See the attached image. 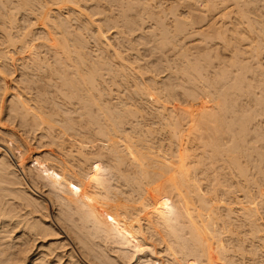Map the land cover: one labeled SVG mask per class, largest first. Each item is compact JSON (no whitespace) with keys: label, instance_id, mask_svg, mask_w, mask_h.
<instances>
[{"label":"bare ground","instance_id":"1","mask_svg":"<svg viewBox=\"0 0 264 264\" xmlns=\"http://www.w3.org/2000/svg\"><path fill=\"white\" fill-rule=\"evenodd\" d=\"M110 1L115 2L116 0H110ZM118 1H119L118 3L119 5L120 0ZM123 1L126 3L125 4L126 8L124 6L123 9H127V8L131 9L132 7L131 4L134 5L141 4L140 5L141 7L142 5L145 4L146 8L149 7L151 4L153 5V3H151L153 0H144V3H142V0L140 2L139 0H133L132 1L133 3L131 4L127 3L126 0ZM203 1H206V4L205 2L201 1L203 3V7L201 6L202 7L201 9L204 10V8L206 7V6L204 7V4L205 5L208 4L207 5L208 8L207 7L205 8V10L207 9V12L204 10L205 14H208L207 16H209L211 12L215 14L216 13L215 11L219 9L221 10L220 12L217 11V13L219 14L218 17H217L218 15L217 13H216L217 15L215 14L216 18L213 16L215 20L218 18L217 23H219L218 24L219 26H217L216 28L218 29L217 30L218 32L216 31L215 35L218 36L216 39L217 41H219L217 43H220L219 47L222 49L220 50L224 52L228 51L227 53H229L230 56L229 59L232 60L231 62L232 64L230 68L231 69L234 68L237 74L235 73L236 76H233L232 75L233 70L232 72L229 70L230 72L227 71L228 72L227 73L226 72L227 69L225 70L223 69L225 71L224 72L220 68L221 72H219L220 73V75L218 76L219 78L217 77L218 80L217 79H215L214 81L212 80L213 84L211 83L212 85L211 90H213V94L217 93L216 98H214L216 99V105H215L216 108L214 107L215 111L213 110L214 111L213 113H211L212 110L210 111V113L207 112L208 109H206L205 111L204 109L205 106L203 107L204 105L203 99L205 97L201 99V97H199L200 95L199 96L197 95L198 92L196 93L197 90L195 89L194 87L195 85L193 84L195 81L192 83L193 86L188 85L191 88L187 86L189 88L187 89L185 86L184 89L186 88L187 91L185 90L186 93L184 94L186 95L187 98L189 97L192 100L191 103L196 111H194L193 109L192 110L197 114L193 112L191 113L192 107L190 108V111L188 110H183V111L184 112L186 111L185 113L187 114L191 113L192 116H194L193 114H195V116L198 117V119H196L197 123L198 121H202L204 123V124L202 123V125L204 127L206 126L205 128L208 131L211 129L214 131L216 135L214 134L213 137H211L212 135L211 136L208 135V138L209 136L211 138H209V140L207 141H205L204 139V141L202 142V144L205 142L206 147L205 146L204 147L207 148L209 151L208 156L211 159V163H213L214 165L215 161H217L218 159H223L224 160L222 161V163L224 164L223 170L224 168L225 171L228 170V173L226 172L224 174L228 175L227 178L229 181H231L232 179L234 180L236 178L237 179L238 178L240 179L241 177L244 178V180L241 181L244 187L241 186L242 187V188L240 187L241 189L239 188V184H236L237 182L235 183V186L237 185V187L240 190H243L246 187H250L251 185L253 186V184L258 185L257 183H254V181L256 182V180H258L259 178L262 182H264V174H263L264 144H262L264 142V134L261 131V130L264 131V129H261L260 131L258 130V127L259 129L260 127L264 128V121L258 123L254 122L257 123L256 124L257 126H255L254 123H251V120L252 121L255 120L256 119L255 117L257 116H261V119L262 117L264 118V0H244V2H241V0H203ZM230 2L233 3L234 7L238 10L237 12L236 10H234V13L238 14L236 15L238 17L234 15L235 19L233 17L230 19L231 21H233L232 25L231 26L229 25V27L227 25L225 27L226 23L224 24L223 20L225 21L226 14L224 11L230 9L229 7L232 5ZM229 4L231 5L228 7ZM75 7H77L75 0H0V16H1L0 19H2L0 20V41H1L0 42V81L4 83V85L1 84L3 86H0V110L3 109L4 107L3 106L4 96L8 94L6 92L8 86L6 85L4 80V75H6L7 73L4 74V72H8L9 73L8 75H10L15 71L16 69L15 67H18V70L16 69V71L18 72L15 73H18L19 78L18 77L16 78H18L19 80H15V78L13 79L14 87L12 88V92L7 97V99H9L7 104V110L9 115L11 114L9 117H15V118L18 117L20 120L19 123L21 125L28 126L29 122H31L30 124L31 126L29 125L28 127H31L33 130H41L40 137L48 139L47 143L49 144V146L51 147L53 146L55 150L57 149L56 150L57 154H56L54 152L55 150L51 149L50 147L49 152L46 154L45 157H43L42 159L38 157L39 159L34 161L35 162L34 165H36L34 167H37L36 168L37 169L36 172L38 171L37 175L39 174V176L43 178V181L46 178L51 180V183H49L51 184V186H49V188H52L54 193L52 195L54 196L53 202H55V206H56L55 217L63 227L64 231L68 234V236H71V238L74 240L77 247L79 248L80 251H82L83 254L91 255L94 259H96V261H98L101 264H120L117 257L109 254L110 252L108 248L105 247V244L108 245L110 243L112 244L116 243L118 247L123 246L127 248L129 243H131V241L135 243L136 240L138 239L139 236H135L136 234L145 235L146 233L151 237L156 236L159 242L165 244V252L167 254V257H165L164 255V257L166 258L165 264H264V224L261 223L262 221L258 222L257 219L258 208L256 209V205L253 202L257 196H255V198L253 197L254 195L249 194L248 196V194L245 191L246 189L243 190L245 191V193L240 192L241 194H245V198H247L246 200L248 203V205H245L243 208L240 207L241 209L240 212H242L240 217H242L241 220L245 218L248 221L247 222L241 221V223L238 222L237 224L234 223L236 222L235 219L237 213L234 209L230 208V205L235 203L233 201L235 200L236 196L233 201L231 198H230L231 200L229 199L230 201L227 198L228 204H226L227 200L226 202L225 201L222 202L223 204L227 205V208L225 205L226 209L223 215L221 214L222 213L221 210L223 209H221L220 206L215 207L216 206L215 201L217 199L214 198H219L220 195L228 197V195L230 194L229 189L233 185L232 183H231L232 185H230V183L228 184L226 179L218 180L217 178H219V176L217 175L218 176L217 177L215 174L219 170H216L215 174H212L213 176H216L217 178L216 177L215 178L218 180V183L216 182L217 187L214 188L215 190L213 189L214 195L212 194L214 197V198L212 197L214 199V203L212 201V198L209 197L210 195L208 197L206 196L207 199L205 200L204 197L205 194L204 195H202V193L198 194L196 190H192V192L194 193L196 192L197 195H199L198 205L196 202L195 207L193 206L194 201L192 202V200L187 196V193L192 194L190 192L191 188L188 185H186L187 182H189V180L192 179L189 180L187 179L190 176L184 177L189 173L187 174V171H185L187 170L186 167L182 168L184 164L182 165V163L181 164L179 163L182 160H180L179 158L180 161L177 162V164L181 165L178 171L180 170V168H182V170H180L181 173L183 174L182 176L183 180L181 179L182 180L181 182L179 179L180 176L178 177V175H181L179 174L180 171L178 173V171L176 170L178 175L177 174L175 175L173 174L174 172L173 173L170 172L171 168L169 170L167 167L160 165L159 164L160 162H157L159 165L156 164L157 166H155L153 162L154 160L153 157L158 153H156L155 151V155H154L153 154L154 152H151L152 148L149 147L150 144L148 145L146 143L147 141L145 142L144 140L139 139L140 137L142 138V135L138 131H137L138 135L140 134L141 136L137 137L136 135L137 132L135 131L137 130L135 129V126L137 124L135 122L134 123L135 125H132V121H131V118L134 117V112L131 111L132 107L129 108L131 110H125L126 108H128V106L127 107L125 106L126 108L125 107L123 108V105H124V101L127 100L124 99V101L121 102L122 100H120L119 97L121 96L122 98V95L118 94V91L113 88L115 87L116 84L118 85L117 82H119L121 78L123 80V78L126 77L125 79H127L130 76L127 75L128 76L127 77L126 75H124L123 77L121 75L123 71H120L122 72L121 74L118 72L119 70L122 69H119L117 71L118 67H120L121 65L120 66L118 65L117 69L112 70L111 66L110 68L109 65L107 66L105 64L107 67L104 66V64L101 63V62L104 63V61L102 60H97L99 62H95L93 59L91 60L90 57L92 56H90V51H89L90 49L88 48L87 36L91 33L90 37L91 38L95 37L93 39V41L95 42V39H97V41L98 40L100 41V39L103 38L102 37L103 34H100L99 29L97 28L96 30L92 29L93 27L90 28L91 26L90 20L88 18L87 19L84 18L82 12L80 11L81 9ZM133 8H136V6L132 7V9ZM146 8L144 9V7H142V9L144 10H146ZM127 10H122V11L123 12L125 11L124 12L125 14ZM208 11L210 13H208ZM19 13H21L20 16H18ZM205 14H203V12L199 13V18H201ZM178 16L176 15L174 18L175 19L174 21H176V23H178L177 21L180 20V19L177 20ZM123 18L124 20L122 24L125 26L126 31L131 30L130 33H132L133 31L137 30L136 28L130 25V24L133 25V23H129L130 20L128 21L127 18L124 16ZM204 18L207 19L206 16ZM230 20L228 23L231 24ZM73 21L75 22L74 23L75 25L77 23V26L75 28H72ZM184 22L187 23L186 26ZM184 22L183 23L179 22L180 23L179 26H177V28L174 31L175 35L172 32L171 34L173 35L170 37H167L168 35L167 36L164 35L162 40H160L158 46L162 49L166 45L168 46L169 44L172 46V42L173 44H175L174 42H177L174 41L176 40V38L173 39L175 36L178 37L177 35L180 34L182 35L183 33L186 32L189 33L185 34L184 36L192 34L193 30L190 29L191 30L190 31L187 27L189 26L191 27L192 24L193 25L195 24L192 23L190 20ZM193 27L194 26H192V29ZM160 30L161 32L165 31L164 33H166V30L162 31V28H160ZM122 32L117 34L122 35ZM219 39L221 40V42ZM241 42H243L244 44L242 43L243 44L242 45ZM95 43L97 44V42ZM103 44L102 46H104ZM106 44L105 46H107ZM216 45L215 47L219 48L218 44ZM9 46H11L14 49L11 48L12 50H10L8 48ZM174 46L175 45H173L172 47ZM100 47H101V43H100ZM103 48H107V47H103ZM215 51L217 52L218 50ZM101 54L102 52L100 53V55ZM214 54L217 56L219 55V53L218 54L214 53ZM113 55H116L114 59L118 58L117 55L119 56L118 53H114ZM120 57L121 55L119 56L118 60L121 63H124L122 62L123 60L121 61ZM89 60L93 62L90 63ZM247 60H249L248 62L249 65L245 63V61L247 62ZM250 60L253 61V66L256 64L257 66L256 68L259 69V71H257L259 75H256L258 74L256 72L257 70L256 68H255L256 70L254 69L255 71L251 70L250 64L252 63H250ZM94 62L97 64L96 65L92 64ZM135 62L136 61L131 63L127 62V63L132 66V64ZM190 63L189 65L187 64L189 66V67L187 66V68H189L191 72L188 73L187 72L188 69H187V71L185 70L186 72H182L184 75L187 73H188L187 75L192 74V72L194 74V72L197 71L198 67H196L195 69L194 67L190 66ZM123 65L124 64H122V66ZM130 65L127 66H129V69H132L130 68ZM122 66L120 68H122ZM127 72L131 73L132 71H127ZM255 72L256 74H254ZM40 73L48 74V76H46L48 77L46 78L47 80L46 79L44 80V78H42L43 81L46 82V85L48 84L47 86L50 87V88L48 87L49 89H47V87H45L46 85L44 84L43 86L45 87V90L49 91L50 89H52V91L54 90V92L53 93L51 91L50 93L42 92L40 91V89L39 90L36 89L35 90L36 93H34L36 94L35 96L36 98H35L31 91H33V85L36 86L35 84H38L37 83L38 80L36 79L39 76H40L39 80L41 79ZM228 75L230 76L232 75L233 77L231 76L230 79V76ZM106 76L108 77L112 76L111 77L112 79L106 78ZM116 77H119L120 79L117 78L119 80L116 81L115 80ZM200 77L202 79L203 76ZM140 78H142V76ZM125 79L123 80L124 82ZM150 80L152 81V79ZM252 82L256 83V85L253 84ZM107 83H109L110 85L108 86ZM206 83L204 84L206 85ZM208 83H210V81ZM138 85L136 88H138ZM133 86H136V84ZM165 88H169V87L164 86V89ZM209 88H211V86ZM153 89L155 90L154 85H153ZM206 89H208V87H206ZM255 89L256 90L258 89V93L257 92L255 93L254 91ZM45 90L43 88V91ZM168 90H167V94H168ZM214 90H217V92L216 91L214 92ZM24 91H26L25 94L23 93ZM146 92L148 91L145 90V93L144 92L143 93L146 94L147 98L148 97L150 99L153 98V100L159 105L157 100L159 98V102H161L160 97L159 96L155 97L156 96L155 94H153V97H150L152 96L151 95L152 90L150 93H146ZM51 93L52 96L51 98H49L48 95H50ZM144 94L143 96H145ZM208 94L209 92L207 93V96H209ZM118 95L120 96L118 97ZM242 96L246 97V99H248L249 97V100L246 101L244 100L246 102L244 109H242L243 107L241 108L243 104L242 105L240 104L241 106L239 108L241 110H239V112L241 111L242 114L244 112L245 117L240 113L241 116L239 119L241 120H239L237 119V117H239V113L236 110L237 108L236 106L238 103V99ZM167 98L163 100V102L167 103L166 101ZM154 101L153 103H155ZM249 103H252L253 106L251 105L250 107ZM234 109L236 112L234 111ZM158 113L157 116H159ZM165 113L168 112H164V114ZM170 113H172V111ZM185 113L183 114L185 115ZM228 114H230L229 116H232V114L233 115L237 114L238 116L235 115L236 117L234 116L233 121L229 123L227 122ZM177 115L179 116L180 114L178 113ZM160 117L162 116L160 115ZM257 119L260 118L258 117ZM163 120L165 119L163 118ZM166 123L163 124L166 125ZM173 123H175V121ZM249 123L253 124L257 128V130H252V132L254 131L255 133L254 134L255 137L254 138L251 137L255 140L254 142L255 144L252 145H250L251 143L249 141L245 140V137L247 135V132L245 131H247L246 129L248 127L246 124ZM127 124H130L128 128L125 127ZM160 125L162 124L160 123ZM167 126L168 125H166V127ZM192 126H194V123L193 125H191V128L195 127ZM236 127L240 131V132L238 131V133H243V135L235 133ZM249 127H251L250 124ZM255 127L253 129H255ZM191 128L187 129V132L188 130H190L189 131L190 134L192 133ZM174 129L177 130L178 128L177 127L172 128L171 131ZM195 129H193L194 133L196 132ZM249 129L250 128H248V130ZM152 131L154 132V130ZM177 132H178L177 135H179L180 134L179 130ZM149 133L152 134L151 131ZM149 133L146 134L150 135ZM172 133H174V131L171 132V134ZM210 133L213 132L210 131ZM244 133H246L245 136ZM171 134H169V137H173V136L175 137V133L174 135L172 134L173 136H171ZM186 134L188 135V133ZM223 134L228 135V137L224 138ZM16 142L17 145H19L20 147L23 146L26 147V145H23L22 141L19 142L17 140L15 141L14 144H16ZM246 142L250 143L247 144L249 145V147H251V149L246 146ZM257 143L258 146L253 148L252 146L257 145ZM14 144L13 146H16ZM172 144L173 143H170V146ZM19 146L17 147L19 148L20 151L21 148ZM1 147H0V185L3 184L2 191H4V193L5 191H7L8 195L9 193H11L10 198L12 196V198L19 200L22 203L21 205L25 207V209L26 208L28 209V215L31 216L27 221L28 223L23 225V228L25 232H27V234L25 233L21 234L22 243L14 244L13 246L3 244L4 246L2 247L1 244L2 242H0V264H19V262L23 261L24 258L25 250H23L24 248L22 249V246L24 244H29L30 241L35 237L46 239L47 237H55L56 234L58 233L56 232L57 231L56 227L50 220L48 222L45 221V219L47 220L49 216L47 215L46 212L47 210H46L45 201L41 200L40 197H38L31 190V188L27 186V184L24 181L25 179L23 180V178L19 175V171L23 172L25 169L27 170L26 168L27 166L23 158L21 157L22 155L21 153L22 151H24V148L23 150L21 149V153L19 152L20 154L18 157H16L17 159L15 161H11L10 160L11 157L9 158L7 154L11 152L14 153L12 147H8L7 145H2ZM169 151H170V147H169ZM205 153L208 154V152ZM188 154L186 155L188 156ZM163 156L164 155H162V158ZM176 156H174V158H176ZM185 156L184 159L187 158ZM208 156H206L205 158H207ZM180 157H182L183 159V156L180 155ZM243 158H246L248 163L251 162L252 165L251 164L250 165L252 169L255 170L253 171L252 169H250L251 167H249V169L255 173L257 172V174L260 177L257 175L256 177L258 178L255 177L256 179L253 178L254 179L253 180L251 177L247 176L245 171L246 169L241 167V160ZM185 160L187 161L188 158ZM155 161H159V160L155 159ZM160 161H165V159L163 158V160ZM218 162L220 161L218 160ZM257 164L260 165L262 164V165L261 167H259ZM171 165L174 167L175 163L174 165L173 164ZM199 165H201V162ZM218 168L216 167V169ZM188 171H190V169ZM174 175L176 176V178L174 177ZM194 182H192V184ZM194 186H197L196 183H194ZM235 186L232 187L234 188ZM180 187H185L186 190H184L185 188L182 189ZM179 188L181 189V191L182 190L185 191L183 192L184 194L180 193ZM257 189H256L257 191L256 194L260 196V200H263V198L261 199V197L264 196V192L259 188ZM210 190L208 193L212 192ZM220 190H223L225 192H221ZM233 191L231 192L233 193ZM218 192H220V194ZM217 193L219 196H217ZM4 195H6V193ZM208 198L211 199V202L215 206L214 205L212 206L211 202L210 204L209 201L207 202ZM171 199L175 200L174 203L172 202L173 200L170 201ZM221 200L220 202L218 200L217 201L221 203ZM247 203L245 201V204ZM262 204H260L261 208L263 206ZM0 205L2 206V207L0 206L1 209L0 217H2L4 215L2 212L3 205H6L5 207H7V204L4 203L2 205L0 202ZM72 205L74 206L72 207ZM218 205L219 204H217V206ZM234 206H237V204ZM74 211L75 213L77 212L76 214L78 215V219L76 220L73 218V215L75 214ZM72 212L74 214H72ZM116 224L118 225L121 224V227H118ZM7 233L8 232H6L5 234ZM0 235H1L0 240L3 239L5 240L6 236L4 235V232H0ZM64 243L61 240H49L47 242H43L41 246L42 249L40 248L41 250L36 253L35 257L29 262V264H53L54 262H51L49 260L50 255L55 250L62 249L65 246ZM140 244L137 243V246ZM118 251H121L122 253L120 254L124 255V257L128 256V254H126L127 253L126 249L118 248ZM118 251L115 253L117 254ZM70 252H69V257L71 259V262L68 264H81V261H79L77 257L75 258V255ZM55 255L56 257H59L57 256V254L54 253V256ZM117 256L120 255L118 254Z\"/></svg>","mask_w":264,"mask_h":264},{"label":"rangeland","instance_id":"2","mask_svg":"<svg viewBox=\"0 0 264 264\" xmlns=\"http://www.w3.org/2000/svg\"><path fill=\"white\" fill-rule=\"evenodd\" d=\"M78 1V2H77ZM118 0H116L115 2H113V1H110V0H75V2H76V4H77V7H75V8H79V9H81L80 11L82 12V14H83V17L84 18H88L89 20H90V28H92V29H95L96 30V28L97 29H99V32H100V34H103V38H101L100 39V41L98 40L97 41V39H95V42H97V44L93 41V39L95 38V37H90V34L87 36V42H88V48L90 49L89 51H90V56H92V57H90L91 58V60L93 59L95 62H99V61H97V60H102V61H104V63L103 62H101L102 64H104V66H108L109 65V68H110V66L112 67V70H115V69H117V66L119 65H121L122 66V64H124L123 66H122V68H120V67H118V69H117V71L119 70V69H122V70H119L118 72L121 74L122 72H120V71H123V73L121 74L123 77H124V75H128V76H130V77H128L127 79H125V78H123V80L125 79V82L122 80V78L120 79L119 77H116L115 78V80L116 81H118L119 79H120V81L119 82H117L118 83V85L116 84L115 85V87H117V88H115V87H113L114 89H116L117 91H118V94H121L122 95V98H121V96L120 95H118V97H119V99L120 100H122L121 102H123L124 101V99L125 100H127V101H124V105H123V103H122V105H123V108L126 106H128V108H126L125 110H131V111H133L134 112V117L133 118H131V121H132V125H135L134 123L136 122V126H135V129H137V130H135L136 132L138 131L141 135H142V138L140 137L141 135L139 134L138 135V132L136 133V135H137V137L139 136L140 138L139 139H142V140H144L148 145H149V147L150 148H152L151 149V152H154L153 154L155 155V151H156V153H158V154H156L153 158H154V160H153V162H154V164H155V166H157V165H163V166H165V167H167L169 170H170V168H171V171L170 172H174L173 174H177L178 175V173H179V171L180 170H182V168L184 167H186V169L187 170H185V171H187V174L188 175H185L184 177H189V178H187L188 180L189 179H192V180H189V182H187V184L186 185H188L190 188H191V193L192 194H190V193H187V196L192 200V202H193V206L195 207V205H196V202H197V205H198V196L199 195H197V193L198 194H201L202 193V195H204L205 194V200L207 199V197L209 196V197H213V195H214V188H216L217 187V183H218V180H223V179H226V181L228 182V184L230 183V185H232V186H235V183L236 184H239V188L241 187V186H243V183L241 182V181H243L244 180V178H236V179H232L231 181H229L228 180V178H227V174H224V173H228V170H226L225 171V168H224V170H223V163H222V161H224L223 159H218L220 162H218V160L217 161H215L214 162V165H213V163H211V159H210V157L208 156L209 155V151H208V149L207 148H205L206 146H205V142L202 144V142L204 141V139H205V141H207V140H209V138H211V137H213L214 136V131L211 129V130H207L203 125H202V121H198V123H197V120L196 119H198V117L197 116H195V114H197L196 112H194V111H196L195 110V108H193L194 106L192 105V100L188 97H186V95L184 94V93H186V91H187V89H189V88H191L190 86L192 85L193 86V84L195 85L194 87H195V89L197 90L196 91V93H197V95L199 96V97H201V99L203 98V97H205L203 100H204V105H203V107H204V109H205V111H206V109H208L207 110V112H209L210 113V111H211V113H213L214 111H215V108H216V99H214V98H216V94H213V90H211L212 89V85H211V83L213 84V81L215 80V79H217V77L220 75V73L219 72H221V70H220V68L223 70H225V69H227L226 70V72L228 71V72H232V70H233V76H236V74H237V72L234 70V68L233 69H231L230 67H231V62H232V60H230L229 58H230V56H229V53H227L228 51H221L222 49L219 47L220 45V43H217V42H219V41H217V37L218 36H216L215 34V32L218 30V29H216L217 28V26H219L218 24L219 23H217V21H218V18L215 20V18H216V15L218 14L217 13V11H221L220 9L219 10H217V11H215L214 13L216 14H213L212 12L210 13L209 11H208V13H210L209 14V16H207L208 14H205V11L207 12V9L205 10V8L207 7V5H205L206 4V1H203V0H153L151 3H153V5L151 4L149 7H145V4L144 5H142V7H144V9L146 8V10H144V9H142V7L139 5H134V4H131V3H133L132 1L133 0H126V2L127 3H130L131 5H132V7H134V6H136V8H133L132 9V7H131V9H123L124 8V6H125V8H126V3L123 1V0H120V4H121V6H120V4L118 5V3H119V1L117 2ZM131 1V2H130ZM141 0H139V2H140ZM156 1V2H155ZM205 2V4H204V10L203 9H201L202 7H203V3L202 2ZM147 2V1H146ZM158 2V3H157ZM241 2H244V0H241ZM142 3H144V0H142ZM157 3V4H156ZM231 3V2H230ZM136 4V3H135ZM210 4V3H209ZM232 4V5H231ZM231 4H229L228 5V7L230 8L229 10L227 9V10H225L224 12H225V14H226V17H225V21L223 20V22H224V24H225V27L228 25V27H229V25L231 26L232 25V22L233 21H231L230 19L233 17L234 19H235V16L236 15H238V14H236V13H234V10H236V12L238 11L235 7H234V5H233V3H231ZM157 6V7H156ZM202 6V7H201ZM116 7V8H115ZM141 7V8H140ZM244 7V6H243ZM51 8H52V6H51ZM121 8H122V10H127L126 11V13L124 14V12L121 10ZM208 8V7H207ZM129 10H131V11H129ZM133 10V11H132ZM148 10V11H147ZM122 11V12H121ZM129 11V12H128ZM197 11V12H196ZM211 11V10H210ZM101 12V13H100ZM178 12V13H177ZM191 12V13H190ZM203 12V14H205L204 16H202L203 18L206 16L207 17V19L206 18H199V13H202ZM231 12V13H230ZM177 13V14H176ZM228 13H230V14H228ZM233 13V14H232ZM20 14L21 13H19L18 14V16H20ZM178 16L179 14H181V15H179L178 16V18H177V20L178 19H180L181 21H191L192 23H194L195 25H193L192 24V26H194L193 27V29H192V26L190 27L189 25H187V26H189V27H187L189 30L191 29V30H193V33L192 34H189V35H186V36H184L185 34H188L187 32L186 33H183L182 35L180 34V35H177L178 37H174L173 39H175L176 38V40H174V41H177V42H174L175 44H173V42H172V46L173 45H177L175 48L174 47H172L170 44L167 46H165L163 49L162 48H160L159 46H158V44H159V42H160V40H162V38H163V36L165 35V36H167V37H170V36H172L173 34H171V32L172 33H174V31H175V29L177 28V26H179V24L180 23H183V22H181L180 20H178L177 22L178 23H176V21H174L175 19V16L176 15ZM202 15V14H201ZM233 15V16H232ZM235 15V16H234ZM119 16H121V17H119ZM123 16L124 17H126L127 18V20L129 21L130 20V22L129 23H133V25L132 24H130L131 26H133L134 28H136L137 30H135V31H133L132 33H130L131 32V30L129 31H126V29H125V26L122 24V22H123V20H124V18H123ZM213 16L215 17V18H213ZM219 16V14L217 15V17ZM1 17V16H0ZM118 17V18H117ZM229 17V18H228ZM236 17H238V16H236ZM125 18V19H126ZM182 18V19H181ZM25 19H26V17H25ZM184 19V20H183ZM201 19H203V20H201ZM233 19V20H234ZM0 20H2V19H0ZM122 20V21H121ZM126 20V21H127ZM229 20L231 21V24L230 23H228L229 22ZM216 21V22H215ZM180 22V23H179ZM75 22L73 21L72 22V28H75L76 26H77V23H76V25L74 24ZM92 23V24H91ZM108 23V24H107ZM110 23V24H109ZM116 23H117V25H116ZM185 23V22H184ZM189 23V22H188ZM75 26H74V25ZM186 24L187 23H185V26H186ZM116 26V27H115ZM122 26V27H121ZM118 28V29H117ZM160 28H162V31H164V30H166V33H164V32H161V30H160ZM211 28V29H210ZM125 29V30H124ZM139 29V30H138ZM216 29V30H215ZM117 30V31H116ZM190 30V31H191ZM72 31V30H71ZM119 31V32H118ZM123 31V32H122ZM128 33H126V32ZM158 31V32H157ZM120 32H122V35H118L117 33H120ZM135 32V33H134ZM168 32V33H167ZM196 32V33H195ZM218 32V31H217ZM123 33H125V34H123ZM164 33V34H163ZM97 34H98V31H97ZM209 34V35H208ZM118 35V36H117ZM126 35V36H125ZM138 35V36H137ZM174 35H175V33H174ZM91 36H93V35H91ZM100 36V37H101ZM158 36V37H157ZM162 36V37H161ZM204 36V37H203ZM85 37H86V35H85ZM153 37H154V39H153ZM186 37V38H185ZM208 37V38H207ZM123 38V39H122ZM125 38V39H124ZM156 38V39H155ZM160 38V39H159ZM120 39H121V41H120ZM172 39V38H171ZM172 39V40H173ZM203 39V40H202ZM207 39V40H206ZM171 40V41H172ZM210 40H211V42H210ZM220 40V39H219ZM106 43H108V44H106ZM153 41V42H152ZM204 41V42H203ZM1 42V41H0ZM104 44H103V43ZM123 42V43H122ZM125 42V43H124ZM128 44H127V43ZM220 42H221V40H220ZM100 43H101V47H100ZM243 42H241V44H242ZM102 44L104 45V46H102ZM105 44L107 45V46H105ZM216 44H218V47L219 48H217V47H215V45ZM244 44V43H243ZM242 44V45H243ZM99 46V47H97V46ZM108 45H109V47H108ZM4 46V45H3ZM90 46V47H89ZM129 46V47H128ZM158 46V47H157ZM171 46V47H170ZM217 46V45H216ZM103 47H107V48H103ZM154 47H156V48H154ZM167 47V48H166ZM10 50H12V49H14V48H12L11 46H9L8 47ZM12 48V49H11ZM16 48V47H15ZM98 48V49H97ZM159 48V49H158ZM217 48V49H216ZM151 49H153V50H151ZM155 49V50H154ZM161 49V50H160ZM221 49V50H220ZM215 50H218L217 52L215 51ZM92 51V52H91ZM102 52V54L100 55V53ZM113 52V53H112ZM155 52V53H154ZM221 52V53H220ZM114 53H118L119 54V56L121 55V57H120V59H121V61L122 62H124V63H121L119 60H118V58H119V56L117 55V57L118 58H115L114 59V57L116 56V55H113ZM214 53H216V54H218L219 53V55L217 56V55H215ZM108 54V55H107ZM112 54V55H111ZM98 55V56H97ZM100 56V57H99ZM17 57H19V56H17ZM136 57V58H135ZM217 57V58H216ZM89 58V59H90ZM220 58V59H219ZM96 59V60H95ZM110 59V60H109ZM135 59H137V60H135ZM161 59V60H160ZM181 59V60H180ZM188 59V60H187ZM91 60H89L90 61V63L91 62H93V61H91ZM113 60V61H112ZM126 60V61H125ZM129 60V61H128ZM210 60V61H209ZM220 60H221V62H220ZM223 60V61H222ZM118 61V62H117ZM134 61H136L135 63H133L134 64V66H133V64H132V66L130 65V64H128L129 62L131 63V62H134ZM225 61V62H224ZM92 63V64H97V63ZM106 62V63H105ZM128 62V63H127ZM182 62V63H181ZM184 62V63H183ZM191 62V63H190ZM196 62V63H195ZM206 62V63H205ZM223 62V63H222ZM249 60H247V62L245 61V63H247V65H249ZM110 63V64H109ZM121 63V64H120ZM179 63V64H178ZM189 63H190V66H192V67H194L195 69H196V67H198L197 68V71H198V69H199V71L197 72H194V74H193V72H192V74H189V75H187L188 73H190L191 72V70H189V68H187V66L189 65ZM203 63V64H202ZM216 63V64H215ZM221 63V64H220ZM250 63H252V64H250L251 65V70H253V71H255L257 68V66H256V64H255V62H254V66H253V61H251L250 60ZM106 64V65H105ZM116 66H115V65ZM126 64V65H125ZM136 64V65H135ZM188 64V65H187ZM230 64V65H229ZM127 65H130V68H132V69H129V66H127ZM146 67H145V66ZM194 65V66H193ZM196 65V66H195ZM198 65V66H197ZM220 65V66H219ZM228 65V66H227ZM106 66V67H107ZM125 66H126V68H125ZM201 66V67H200ZM218 66V67H217ZM116 67V68H115ZM135 67V68H134ZM139 67V68H138ZM155 67V68H154ZM185 67V68H184ZM189 67V66H188ZM200 67V68H199ZM205 67V68H204ZM225 67H228V68H230V69H228V68H225ZM250 67V66H249ZM17 70H18V67H15ZM124 68V69H123ZM128 68V69H127ZM256 68V69H255ZM16 69H15V71L12 73V74H10V75H8L9 73L8 72H4V74H6V75H4V80H5V83H6V85L8 86V89H7V93L8 94H6L5 96H4V104H3V109H1L0 110V147L2 146V145H7L8 147H12L13 146V144L15 143V141H19V142H21L22 141V143H23V145H26V147H20L19 145H17V142H16V144H14V145H16V146H13L12 147V149H13V152L14 153H12L11 151H9V152H11V153H8L7 155L9 156V158H10V160L11 161H15L17 158L16 157H18L19 156V154L21 153V149L23 150V148H24V151H22V155H21V157L23 158V160H24V162H25V164H26V168H27V170L25 169L23 172H20L19 171V175L23 178V180L25 181V183L27 184V186L29 187V188H31V190L38 196V197H40V199L41 200H44L45 201V205H46V212H47V215H49L48 216V219L46 220L45 219V221L46 222H48L49 220L54 224V226L56 227V229H57V233L58 234H56V236L55 237H47L46 239H42V238H38V237H35V238H33L31 241H30V243L29 244H24L23 246H22V249L23 250H25V253H24V258H23V261H21V262H19V264H29V262L35 257V255H36V253L37 252H39L41 249H42V244H43V242H47V241H49V240H61V241H63V243L65 244V246L62 248V249H58V250H55L51 255H50V257H49V260L51 261V262H54L53 264H65V263H70L71 262V259H70V257H69V252L70 253H73L74 255H75V258L77 257L78 258V260L79 261H81V264H101V263H99L98 261H96V259H94L91 255H86V254H83L82 253V251H80L79 250V248L77 247V245H76V243L74 242V240L71 238V236H68V234L64 231V229H63V227L61 226V224L57 221V219H56V206H55V202H53L54 201V196L52 195V194H54L53 193V189L52 188H49V186H51V184H49V183H51V180H49L48 178H46V179H48V180H46V179H44V181H43V178H41L40 176H39V174L37 175V172H36V168L37 167H34V166H36V165H34V161H36V160H38L39 158L40 159H42L43 157H45L46 156V154L49 152V149H50V147L51 146H49V144L47 143L48 141V139H45V138H41L40 137V134H41V130H33L31 127H28L30 124H31V122H29V124H28V126L26 125V126H24V125H21L19 122H20V120H19V118L18 117H9L10 115H9V113H8V110H7V104H8V100L9 99H7V97H8V95L12 92V88L14 87V78H15V80H19L18 78V73H15V72H18V71H16ZM141 71H140V70ZM183 69V70H182ZM187 69H188V71H187ZM255 69V70H254ZM135 70V71H134ZM156 70H157V72H156ZM180 70H182V71H180ZM188 72L187 74H183L182 72H186V71ZM203 70V71H202ZM223 70V71H224ZM230 70V71H229ZM127 71H132L131 73L130 72H127ZM136 71H138V72H136ZM222 71V72H223ZM257 71H259V69H257L256 70V72ZM179 72V73H178ZM202 72V73H201ZM225 72V71H224ZM227 72V73H228ZM256 72L254 73V74H256ZM11 73V72H10ZM125 73V74H124ZM133 73H134V75H133ZM136 73V74H135ZM138 73V74H137ZM140 73V74H139ZM146 73V74H145ZM200 73V74H199ZM236 73V74H235ZM258 73V72H257ZM41 74V79L39 80V77L36 79V80H38L37 81V83L38 84H35L36 86H34L33 85V91H31L32 92V94H33V96L35 97L36 96V94H34V93H36V89H40V91H42V92H49L50 93V91L53 93L54 92V90L52 91V89H50L49 91L48 90H45V87H47V89H49L50 87L49 86H47L46 85V82L45 81H43V79L42 78H44V80L46 79V78H48V77H46V76H48V74H46V73H40ZM39 74V75H40ZM44 74H46V75H44ZM183 74V75H182ZM235 74V75H234ZM17 75V76H16ZM45 76V77H43V76ZM135 76V77H133V76ZM153 75V76H152ZM179 75V76H178ZM187 75V76H186ZM191 75H192V77H191ZM198 75H199V77H198ZM231 75V76H232ZM256 75H259V73L258 74H256ZM138 76V77H137ZM142 76V78H140ZM194 76H196V77H194ZM200 76H203L202 77V79H201V77ZM228 76H230V75H228ZM231 76H230V79H231ZM232 76V77H233ZM16 77H18V78H16ZM112 77V76H111ZM110 76L108 77V76H106V78H111ZM132 77V78H131ZM153 77V78H152ZM155 77V78H154ZM117 78H119V79H117ZM186 78V79H185ZM195 78H196V80H195ZM201 80H200V79ZM219 78V77H218ZM112 79V78H111ZM137 79V80H136ZM150 79H152V81L150 80ZM207 79V80H206ZM12 80V81H11ZM47 80V79H46ZM121 80H122V82H121ZM141 80V81H140ZM200 80V81H199ZM213 80V81H212ZM218 80V79H217ZM216 80V81H217ZM42 81V82H41ZM134 83H133V82ZM154 81H155V83H154ZM186 81V82H185ZM188 81H189V83H188ZM191 81V82H190ZM195 81V82H194ZM198 81V82H197ZM201 81H202V83H201ZM205 81V82H204ZM210 81V83H208ZM212 81V82H211ZM248 81V80H247ZM251 81V80H250ZM40 82V83H39ZM136 82V83H135ZM140 82H142V83H140ZM184 82V83H183ZM194 82V83H193ZM211 86V88H209L210 86L207 84V83ZM246 82V81H245ZM244 82V83H245ZM12 83V84H11ZM41 83H42V85H41ZM120 83V84H119ZM166 85H165V84ZM183 83V84H182ZM191 83V84H190ZM193 83V84H192ZM198 83V84H197ZM204 83H206V85L204 84ZM253 83V82H252ZM251 83V84H252ZM1 84H3L4 85V83L2 82V81H0V86H3V85H1ZM46 85L45 87L43 86V85ZM108 84V86L110 85L109 83H107ZM136 84V86H133V85H135ZM139 84V85H138ZM146 84V85H145ZM149 84V85H148ZM169 84V85H168ZM200 84V85H199ZM253 84H255L256 85V83H253ZM252 84V85H253ZM120 85V86H119ZM137 85H138V88H136L137 87ZM141 85V86H140ZM153 85L155 86V90L153 89ZM188 85H190V86H188ZM202 85V86H201ZM243 85H245V84H243ZM37 86H39V87H37ZM133 86V87H132ZM142 86H145V87H142ZM157 86H158V88H157ZM164 86L165 87H169V88H165L164 89ZM186 86V88L184 89V87ZM189 88H188V87ZM204 86V87H203ZM208 87V89H206V87ZM37 87V88H36ZM44 88V90L45 91H43V88ZM49 87V88H48ZM151 87V88H150ZM163 87V88H162ZM193 87V88H194ZM146 88V89H145ZM161 90H160V89ZM198 88V89H197ZM203 88H205V89H203ZM214 88V87H213ZM126 89V90H125ZM138 90V92H137V90ZM168 90V94H169V97H168V94H167V90ZM171 89V90H170ZM9 90H11V91H9ZM139 90H140V92H139ZM144 90V91H143ZM145 90L146 91H148V92H146V93H150L151 92V90H152V92H151V95L152 96H150V97H153V94H155L154 96L155 97H160V101L161 102H159V98H158V100H157V102L159 103V105L153 100V98H147V96H146V94H144L145 93ZM158 92H157V91ZM165 92H164V91ZM186 90V91H185ZM199 90H200V92H199ZM208 90V91H207ZM9 91V92H8ZM144 93H143V92ZM159 91H161V92H159ZM211 91V92H210ZM217 92V90H214V92ZM255 91V93L257 92L258 93V89L256 90H254ZM25 92L26 91H24L23 93L25 94ZM154 92V93H153ZM170 92V93H169ZM209 92V96H207V93ZM48 93V94H49ZM52 93L50 94V95H48L49 96V98H51V96H52ZM159 94V95H157V94ZM200 93V94H199ZM141 94V95H140ZM143 94L145 95V96H143ZM161 94H163V95H161ZM167 94V95H166ZM228 94V93H227ZM171 95V96H170ZM174 95V96H173ZM32 96V97H33ZM124 96V97H123ZM166 96V97H165ZM211 96V97H210ZM215 96V97H214ZM230 96V95H229ZM154 97V98H155ZM162 97H163V99H162ZM164 97H165V99L167 98V103L166 102H163V100H165L164 99ZM231 97V96H230ZM36 98V97H35ZM148 100H146V99ZM245 98V99H244ZM208 99H210V100H208ZM214 101V103H213V101ZM251 99V98H250ZM133 100V101H132ZM189 100V101H188ZM191 100V101H190ZM246 100H249V97H248V99H246V97H244V96H242V97H240L239 99H238V103H239V106H238V103H237V108H236V110H237V112L239 113V117H237V119H239L240 118V116H241V111L239 112V110H241L239 107L241 106V108L242 109H244V107H245V101ZM252 100V99H251ZM153 101L155 102V103H153ZM240 101V102H239ZM151 102V103H150ZM206 102V103H205ZM244 102V103H243ZM133 103V104H132ZM163 103V104H162ZM190 103V104H189ZM202 103H203V101H202ZM210 103V104H209ZM207 104V105H206ZM241 104V105H240ZM250 104V107H251V105H252V103H249ZM249 104H247V105H249ZM178 105V106H177ZM190 105V106H189ZM246 105V106H247ZM151 106V107H150ZM162 106V107H161ZM209 106V107H208ZM253 106V105H252ZM130 107H132L131 109H129ZM146 107H148V108H146ZM161 107V108H160ZM170 107H171V109H170ZM173 107V108H172ZM192 107V108H191ZM215 107V108H214ZM249 107V106H248ZM249 107V108H250ZM164 110H163V109ZM189 108V109H188ZM190 108H191V113L193 112V113H195V114H193L194 116H192V114L190 113V114H187V113H185L183 110H188V111H190ZM6 109V110H5ZM137 109V110H136ZM159 109V110H158ZM173 109V110H172ZM176 109V110H175ZM246 109V108H245ZM248 109V108H247ZM136 110V111H135ZM172 111V113H170L171 111ZM176 112H175V111ZM180 110V111H179ZM214 110V111H213ZM158 111H159V113H158ZM162 111V112H161ZM170 111V112H169ZM185 113V115L182 113ZM234 111H235V109H234ZM243 111V110H242ZM156 112V113H155ZM164 112H168V113H165L164 114ZM181 112V113H180ZM236 112V111H235ZM157 113H158V115L159 116H157ZM180 114L179 116L177 115V114ZM189 113V112H188ZM237 113V114H238ZM241 113V114H240ZM138 114V115H137ZM155 114V115H154ZM172 114V115H171ZM177 115V117H176V115ZM181 114H183V115H181ZM237 114H235L236 116H238ZM160 115L162 116V117H160ZM190 115V116H189ZM230 114H228L227 115V122H232L233 121V119H234V116L235 115H233L232 114V116H229ZM243 116H244V112H243V114H242ZM170 116H172V117H170ZM181 116V117H180ZM187 116H189V117H187ZM192 116V117H191ZM235 116V117H236ZM183 117V118H182ZM228 117H229V119H228ZM232 119H231V118ZM245 117V116H244ZM243 117V118H244ZM260 118V119H257V118ZM11 118V119H10ZM136 118V119H135ZM155 118H157V119H155ZM162 120H161V119ZM163 118L166 120H163ZM170 118H173V119H170ZM176 118H177V120H176ZM180 118V119H179ZM182 118V119H181ZM185 118V119H184ZM194 118V119H193ZM256 119H257V121H256V119L255 120H251V123H254V122H261V121H264V118L262 117V119H261V116H257V117H255ZM143 119V120H142ZM179 119V120H178ZM188 119V120H187ZM138 120V121H137ZM167 120H168V122H167ZM229 120H231V121H229ZM239 120H241V119H239ZM158 121V122H157ZM162 121V122H161ZM165 121V122H164ZM175 121V123H173ZM178 121V122H177ZM185 121H186V123H185ZM188 121V122H187ZM168 124H167V123ZM181 122H182V124H181ZM199 122H200V124H199ZM144 123V124H143ZM160 123L162 124V125H160ZM163 123H166V125H168L167 127H166V125L165 124H163ZM171 123H173V124H175V125H173V124H171ZM178 123V124H177ZM180 123V124H179ZM193 123H194V126H192V127H194V128H191V125H193ZM195 123H197V124H195ZM248 123V122H247ZM251 123H249L250 125H251V127H249V124H246L247 126V131H245V132H247V135H246V133H244V136L246 135V137H245V140H247V141H249L250 143H248V142H246V146L247 147H249V145L248 144H250V145H252V144H255L254 142H255V140L253 139L254 137H255V133H254V131L252 132V130H257V128L255 127V126H257L256 124L257 123H254V125L253 124H251ZM155 124V125H154ZM170 124V125H169ZM204 124V123H203ZM165 125V126H164ZM252 125H253V127H252ZM24 126V127H23ZM31 126V125H30ZM130 126V124H127L125 127H129ZM138 126V127H137ZM140 126V127H139ZM179 126V127H178ZM28 127V128H27ZM142 127V128H141ZM149 127H150V129H149ZM164 127V128H163ZM178 128L177 130L176 129H174V130H172L171 131V129L172 128ZM181 127V128H180ZM186 129H185V128ZM204 127V128H203ZM255 127V129H253ZM31 128V129H30ZM139 128V129H138ZM141 128V129H140ZM144 128H146V129H144ZM170 128V129H169ZM180 128V129H179ZM183 128V129H182ZM192 129V133L190 134V130H188V132H187V129ZM196 128V129H195ZM248 128H250L249 130H248ZM30 129V130H29ZM143 129V130H142ZM159 129V130H158ZM169 129V130H168ZM193 129H195V133H194V130ZM207 130V132H206V130ZM261 129H264L263 127L261 128L260 127V129H259V127H258V130L260 131ZM150 130L151 131V133L152 134H150L148 131ZM152 130H154V132L152 131ZM162 130V131H161ZM179 130V133L181 134H179V135H177L178 134V131ZM29 131V132H28ZM38 131V132H37ZM143 131V132H142ZM157 131V132H156ZM174 131V133H175V137L173 136L174 135V133H172L171 134V132H173ZM182 131H183V134H182ZM185 131H186V133H188V135L185 133ZM200 131H202V132H200ZM210 131H212L213 133H210ZM237 131V132H236ZM236 131H235V133L237 134L238 133V131H239V129L236 127ZM262 132H263V134H264V131L263 130H261ZM149 133L150 135H148V134H146V133ZM164 132V133H163ZM209 132V133H208ZM240 132V131H239ZM252 132V133H251ZM144 133H145V135H144ZM154 133V134H153ZM167 133H168V135H167ZM194 133V134H193ZM248 133H249V136H248ZM251 133V134H250ZM169 134H171V136H173V137H169ZM238 134H242L243 135V133H238ZM253 134V135H252ZM148 135V136H147ZM155 135H156V137H155ZM177 135V136H176ZM192 135V136H191ZM196 135V136H195ZM202 135V136H201ZM207 135V136H206ZM208 135H212L211 137L209 136V138H208ZM216 135V134H215ZM14 138H13V137ZM186 136H188V137H186ZM195 136V137H194ZM248 136V137H247ZM143 137H145V138H143ZM154 137H155V139H154ZM167 137V138H166ZM205 137V138H204ZM223 137L224 138H226V137H228V135H224L223 134ZM250 137V138H249ZM251 137H253V138H251ZM161 138V139H160ZM171 138V139H170ZM173 138V139H172ZM181 138V139H180ZM189 138V139H188ZM208 138V139H207ZM14 139V140H13ZM151 139V140H150ZM175 139H178V140H175ZM203 139V140H202ZM14 142H13V141ZM21 140V141H20ZM169 140H170V143H173L171 146H170V143H169ZM201 140V141H200ZM237 140H239V139H237ZM252 140H253V142H252ZM151 141V142H150ZM160 141H162V142H160ZM188 141V142H187ZM192 141V142H191ZM13 142V143H12ZM26 142V143H25ZM156 142V143H155ZM175 142V143H174ZM263 142V141H262ZM178 143V144H177ZM248 143V144H247ZM152 144V145H151ZM164 144V145H163ZM262 144H264V142L262 143ZM154 145V146H153ZM161 145V146H160ZM17 146H19L21 149H20V151H19V148L17 147ZM154 148H153V147ZM167 146V147H166ZM174 146H175V148H174ZM205 146V147H204ZM258 146V143H257V145H253L252 147L254 148V147H257ZM55 147V146H54ZM160 149H159V148ZM166 147V148H165ZM169 147H170V151H169ZM173 147V148H172ZM184 147V148H183ZM186 147V148H185ZM2 148V147H1ZM164 148H165V150H164ZM178 148V149H177ZM250 149H251V147H249ZM18 149V150H17ZM51 149H53V150H55L54 148H53V146L51 147ZM154 149V150H153ZM157 149H158V151H157ZM206 149V150H205ZM57 150V149H56ZM56 150L54 151L56 154H57V152H56ZM162 151V152H161ZM169 153H168V152ZM186 151V152H185ZM203 151V152H202ZM16 152V153H15ZM20 152V153H19ZM180 152H182V153H180V155L181 156H183V159H182V157H180V155H179V153ZM205 152H208V154L207 153H205ZM18 153V154H17ZM162 153V154H161ZM165 153V154H164ZM173 153H175V154H173ZM188 153H190V154H188ZM11 154V155H10ZM16 154V155H15ZM183 154V155H182ZM186 154H188V156L186 155ZM200 154V155H199ZM12 155H13V157H12ZM162 155H164L163 156V158L165 159V161H160V160H163V158H162ZM169 155H171V156H169ZM179 155V156H178ZM186 155V156H185ZM208 156L207 158H205L206 156ZM15 156V157H14ZM161 156V157H160ZM168 156V157H167ZM174 156H176V158H174ZM184 156L185 157H187L188 158V160L186 161L185 159H187V158H185L184 159ZM195 156V157H194ZM39 157V158H38ZM156 157V158H155ZM161 159H160V158ZM174 159H173V158ZM190 157V158H189ZM198 157V158H197ZM179 158H180V160H182L181 162H179L180 164L182 163V168H180V170L178 171V169H179V167L181 166L180 164H177V162L178 161H180L179 160ZM203 158V159H202ZM155 159H157V160H159V161H155ZM173 159V160H172ZM175 159H178V160H175ZM200 159H201V161H200ZM245 160V162H244V160ZM242 160H241V167L242 168H244V169H246L245 171H246V174H247V176H249V177H251L252 179L253 178H255L258 174H257V172L255 173V172H253L254 170L252 169V167H251V162L250 163H248V161L246 160V158H243ZM199 160V161H198ZM210 160V161H209ZM183 161H184V163H183ZM196 161V162H195ZM157 162H160L159 164L157 163ZM163 162H164V164H163ZM170 162V163H169ZM193 162V163H192ZM198 162V163H197ZM200 162H201V165H199L200 164ZM162 163V164H161ZM168 163V164H167ZM174 163H175V165H176V167H175V165H174ZM157 164V165H156ZM171 164H173L174 165V167L171 165ZM195 166H194V165ZM251 164V165H250ZM168 165V166H167ZM171 167H170V166ZM177 165H178V167H177ZM210 165H212V166H210ZM222 166V168H221V166ZM245 165V166H244ZM248 165V166H247ZM259 167H261V165L260 164H257ZM198 168H197V167ZM202 166V167H201ZM215 166V167H214ZM205 167V168H204ZM216 167L218 168V169H216ZM249 167H251L250 169H252V170H250L249 169ZM35 168V169H34ZM176 168V169H175ZM195 168H197V169H195ZM215 168V169H214ZM190 169V171H188ZM193 169V170H192ZM201 169V170H200ZM208 169V170H207ZM221 169V170H220ZM178 171V173H177V171ZM216 170H219V171H217L216 172ZM203 171V172H202ZM225 171V172H224ZM247 171H249V172H247ZM215 172H216V174H215ZM219 172V173H218ZM21 173H23V174H21ZM218 173V174H217ZM220 173H221V175H220ZM253 173V174H252ZM179 174H181V175H178V177L180 176V182L183 180L182 179V176H183V174L181 173V171H180V173ZM186 174V173H185ZM197 174V175H196ZM206 174V175H205ZM212 174H215L216 176L218 175L219 176V178H217L216 176H213ZM250 174V175H249ZM254 174H255V176H254ZM263 174H264V172H263ZM172 175V174H171ZM174 175V177L176 178V176ZM194 176V177H193ZM202 176V177H201ZM259 176V175H258ZM40 177V178H39ZM177 177V178H178ZM208 179H207V178ZM210 177V178H209ZM213 177V178H212ZM218 179H216V178ZM225 177V178H224ZM260 177V176H259ZM196 178V179H195ZM256 178H258V177H256ZM255 178V179H256ZM182 179V180H181ZM216 179V180H215ZM196 181V182H194V181ZM203 180V181H202ZM209 180V181H208ZM215 180V181H214ZM254 180V179H253ZM259 180V181H258ZM258 180H256V182L254 181V183H257L258 185H254L253 184V188L250 186V185H248V186H250V187H246L245 189H243V190H245L246 191V193L248 194V196H249V194L250 195H254L253 197L255 198V196H257L256 198H255V200L253 201L254 203H255V205H256V209L258 208V214H257V219H258V222H261V223H263L264 224V213H262V212H264L263 211V209H264V202H262V201H264V196L263 197H261V199L263 198V200H260V196L259 195H257L256 193H257V191H258V189L257 188H259V189H261L263 192H264V185H262V184H264V182H262L261 180H260V178L258 179ZM49 181V182H48ZM235 181V182H234ZM47 182V183H46ZM192 182H194V183H196V185L197 186H194V183L192 184ZM198 182H200V183H198ZM217 182V183H216ZM239 182V183H238ZM259 182V183H258ZM262 184H261V183ZM198 183V184H197ZM232 183V184H231ZM48 184V185H47ZM200 184V185H199ZM213 184V185H212ZM214 184H215V186H214ZM212 185V186H211ZM244 185H246V184H244ZM1 186V188H0V195H2V196H0V202H1V204L3 205L4 203L5 204H7V207H5L6 205H3V208H2V212H3V214L5 215H3L2 217H0V232H4V235L6 236L5 237V240L3 239V240H0V242H2L1 244H2V247L4 246L3 244H7V245H9V246H13L14 244H19V243H22V236H21V234H23V233H25V234H27V232H25V230H24V228H23V225H25L26 223H28L27 221L29 220V218L31 217L30 215H28V209L26 208L25 209V207H23L21 204V202L19 201V200H17V199H14V198H12V196H11V198H10V195H11V193H9V195L7 194V191H5V193H6V195H4L5 193H4V191H2V189H3V184L2 185H0ZM231 186V190L229 189V192H230V194L228 195V197L227 196H221L222 197V200H221V197L218 195V193L220 194V192H218L217 193V196H219V198H214V199H217L219 202H220V200H221V203H219L217 200L215 201V204H216V206L213 204L214 203V199L212 198V201H213V203L211 202V199L210 198H208V200H207V202L209 201V204H210V202L212 203L211 205L213 206H215V207H219L220 206V208L221 209H223V210H221V214L223 215L224 214V211H225V209L227 208V205L226 204H228V200L231 198L232 199V201L234 200V198H235V196H236V198H235V200L233 201V202H235L234 204H231L230 205V208H232V209H234L235 211H236V222H234V223H241V221L242 222H247L248 220H246L245 218L243 219V220H241L242 219V217H240L241 216V213L242 212H240L241 211V209H240V207L241 208H243L245 205H248V203H247V198H245V194H241V193H245V191H243V190H240L238 187H237V185L233 188ZM259 186V187H258ZM5 187V186H4ZM194 187V188H193ZM196 187V188H195ZM213 187V188H212ZM244 187V186H243ZM180 188H185V187H180ZM179 188V190H180V193H183V192H185L184 190H186V188L184 189V190H182L181 191V189ZM189 188V189H190ZM210 188H211V190H210ZM221 188V187H220ZM235 188H238V189H235ZM198 189H199V191H198ZM205 189V190H204ZM207 189V190H206ZM214 189V190H213ZM234 191H233V190ZM247 189H248V191H249V193H248V191H247ZM256 189H257V191H256ZM192 190H196V192L194 193V192H192ZM209 190L210 191H212L211 193H208L209 192ZM224 190V189H223ZM223 190H220L221 192H225V191H223ZM260 190V191H261ZM203 191V192H202ZM231 191H233V193L231 192ZM179 192V191H178ZM241 195H239L238 193ZM241 192V193H240ZM253 192V193H252ZM4 193V194H3ZM194 193V194H193ZM207 193V194H206ZM255 193V194H254ZM184 194V193H183ZM188 194H190V195H188ZM213 194V195H212ZM173 195H175V194H173ZM172 195V196H173ZM197 195V196H196ZM232 195V196H231ZM207 196V197H206ZM231 196V197H230ZM244 196V197H243ZM51 197V198H50ZM224 197V198H223ZM225 197H226V199H225ZM176 198V197H175ZM227 198H228V200H227ZM239 198V199H238ZM259 198V199H258ZM3 199V200H2ZM197 199V200H196ZM225 199V200H224ZM230 199V200H231ZM5 200V201H4ZM8 200V201H7ZM173 199H171L170 201H172ZM226 200H227V203L226 204H223L222 202L223 201H225L226 202ZM229 200V201H230ZM246 201V203L247 204H245V201ZM19 201V202H18ZM174 201L175 200H173L172 202L174 203ZM259 201H260V203H259ZM4 202V203H3ZM172 202H170V203H172ZM237 202H239V203H237ZM257 202V203H256ZM263 204H262V203ZM8 203H10V204H8ZM254 203H253V205H254ZM259 203V204H258ZM217 204H219L218 206H217ZM237 204V206H234V205H236ZM260 204H262L263 206H262V208L260 207L261 205ZM9 205V206H8ZM18 205V206H17ZM225 205H226V208H225ZM233 205V206H232ZM257 205H258V207H257ZM1 206V205H0ZM74 205H72V207H73ZM2 207V206H1ZM21 207V208H20ZM223 207V208H222ZM6 208V209H5ZM8 208H9V210H8ZM261 208V209H260ZM1 210V209H0ZM238 211V212H237ZM7 212V213H6ZM26 212V213H25ZM9 213V214H8ZM74 213H75V211H74ZM73 212H72V214H74ZM77 213V212H76ZM74 214L73 215V218L76 220V219H78V215L77 214ZM240 213V214H239ZM27 214V215H26ZM13 215V216H12ZM26 216V217H25ZM8 217V218H7ZM23 219H22V218ZM24 217H25V219H24ZM238 217V218H237ZM17 218V219H16ZM20 218V219H19ZM240 218V219H239ZM237 219H238V221H237ZM20 220V221H19ZM25 220H26V222H25ZM234 221V220H233ZM25 222V223H24ZM6 223V224H5ZM118 227H121V224H116ZM17 228V229H16ZM6 232H8L7 234H5ZM146 235V236H145ZM136 234L135 236H139L138 237V239L136 240V242L134 243L133 241H131V243H129V245H128V247L126 248V247H123V246H119L118 247V245L116 244V243H110V244H108V245H106L105 244V247H107L108 248V250H109V254L110 255H112V256H115V257H117L118 258V261H119V263L120 264H165V257H167V254H166V252H165V244L164 243H161V242H159L158 240H157V237L156 236H154V237H151V236H149L147 233L146 234ZM149 236V237H148ZM0 237H1V235H0ZM10 237V238H9ZM141 240H140V239ZM150 239V240H149ZM45 240V241H44ZM110 242H113V241H110ZM142 243V244H140V243ZM8 243H10V244H8ZM106 243V242H105ZM134 243V244H133ZM137 243L138 244H140V245H138L137 246ZM157 244V245H156ZM112 247H111V246ZM114 246V247H113ZM26 247H28V248H26ZM115 247H116V250H115ZM41 248V249H40ZM106 248V249H107ZM110 248H113L114 249V251H113V249H110ZM118 248H123V249H126V254H128V256H125L124 257V255H122V254H120V253H122L121 251H118ZM118 251V253L116 254L115 252H117ZM129 252V253H128ZM54 253L55 254H57V256H59V257H56V255L54 256ZM120 255V256H117V255ZM164 255H165V257H164ZM123 257V258H122ZM27 258V259H26ZM139 258V259H138ZM164 258V259H163ZM26 259V260H25ZM126 259V260H125ZM147 259V260H146ZM162 259V260H161ZM57 261V262H56ZM157 261V262H156ZM162 262V263H161Z\"/></svg>","mask_w":264,"mask_h":264}]
</instances>
